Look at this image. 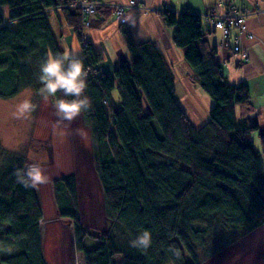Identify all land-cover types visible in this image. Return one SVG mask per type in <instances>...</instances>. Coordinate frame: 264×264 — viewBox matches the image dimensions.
I'll list each match as a JSON object with an SVG mask.
<instances>
[{
    "label": "trees",
    "instance_id": "obj_1",
    "mask_svg": "<svg viewBox=\"0 0 264 264\" xmlns=\"http://www.w3.org/2000/svg\"><path fill=\"white\" fill-rule=\"evenodd\" d=\"M72 1L0 0L1 97L39 89L42 60L50 51L63 53L48 8H64L81 35V12L69 10ZM166 24L177 26L173 42L213 101L199 127L177 102L175 74L155 43L134 46L127 35L135 60L119 64L114 77L96 69L103 56L91 46L79 57L87 73L84 95L91 100L80 115L90 130L108 223L99 244L86 246L90 236L81 221L76 177L55 178L52 192L56 212L74 222L84 264H200L194 247L210 236L229 241L235 232L247 234L264 224V164L255 146L258 133L264 152V132L255 101L246 86L225 76L200 19L190 12L167 13ZM116 90L121 106L114 102ZM28 149L25 156L0 142V264H49L37 187L17 183L16 171L25 168L27 158L44 163L51 154L39 139ZM144 231L151 233L150 247H133L131 241Z\"/></svg>",
    "mask_w": 264,
    "mask_h": 264
},
{
    "label": "rangeland",
    "instance_id": "obj_2",
    "mask_svg": "<svg viewBox=\"0 0 264 264\" xmlns=\"http://www.w3.org/2000/svg\"><path fill=\"white\" fill-rule=\"evenodd\" d=\"M74 1L76 0L72 2ZM70 7L72 6L69 4L68 8ZM59 8L61 9V7ZM104 8L110 10L120 20L113 8L108 9L101 6L98 12ZM50 10L53 9L48 8V11ZM2 11L8 17V6L3 7ZM13 24L15 23L13 22ZM77 39L80 41L81 49L85 52V43L88 38H85V33L82 30L81 35L77 33ZM178 68H180L181 78H183L186 85V87L179 89V92L192 95L189 98L191 101L186 102V107L197 111V115H195L197 118H201L203 114H206L210 100L202 95L201 92L206 93L203 88H194L193 85L191 87L187 86L190 81L185 75V68L182 65H179ZM188 84L190 85V83ZM38 90L37 87L30 86L20 89L16 95L9 98L0 96V142L8 150H13L25 156L29 152L28 148L33 139H39L47 143L51 154L50 160L38 163L26 157L27 162L25 165V168L27 165L32 164L40 166L48 178L46 183L36 186L44 213L40 224L44 234L43 243L47 249L45 252L46 261L49 264H84L83 254L78 253L75 244L74 222L70 218L60 217L56 212L52 199V183L58 177H66V175L76 177L81 221L90 236L86 240V246L91 249V247L99 244L102 234L108 229V223L105 216L102 190L93 168L92 147L87 142L88 126L84 124L82 115L71 122L58 119L52 104L41 105L43 98ZM29 96L32 103L36 105L35 111L28 119L14 118L12 113L15 111L16 105ZM115 97L120 102V94L117 90ZM49 124L50 129L48 132ZM61 135L64 140L59 137ZM56 136L61 138L62 141L57 140ZM46 196L47 198L50 197L53 207L50 205L47 207ZM235 234L236 238L229 241L221 238V235L217 241L210 236L207 242L204 241L203 244L196 245L194 249L199 260H201L199 261L200 264H264V224L247 234H238L237 232ZM54 244L57 246L55 247ZM186 260L193 261L188 251L186 252Z\"/></svg>",
    "mask_w": 264,
    "mask_h": 264
},
{
    "label": "crops",
    "instance_id": "obj_3",
    "mask_svg": "<svg viewBox=\"0 0 264 264\" xmlns=\"http://www.w3.org/2000/svg\"><path fill=\"white\" fill-rule=\"evenodd\" d=\"M101 1L110 4H123L129 2L130 0ZM137 1L147 5L151 9L145 12L134 11L129 13L128 20L124 24H122L119 18L115 17L110 10L105 8L91 17L92 23L90 27L84 26L83 18L81 16V29L83 33H85V36L89 39L90 46L103 56V61L96 65V69L99 72H106L114 77L115 68L119 64L125 63V61L133 62L135 60L133 48H131L130 43L128 42L127 35L131 38L134 46L144 44L146 42L155 43L161 48L164 56L168 60L170 68H172V71L175 74L177 102L187 112L189 119L193 121L196 126L199 127L203 125L208 119L209 108L213 105V101L206 93L201 92L204 97L210 100L207 112L206 114H203L201 118H197V111L186 107V102L191 101L189 98H191L192 95H190V93L186 95L185 92H179V89L184 88V86L186 87L184 80L180 75L181 71L180 68H178L179 65H182V67L185 68V75L189 78L190 82L188 83H190V85L187 83V86L191 87V85H193L194 88H202L193 76L192 67H190L186 62L183 49L176 46L173 42V35L177 26H170L166 24L167 13H174L178 16L181 15V13L188 12L195 15L199 14L201 15V31L206 35V40L209 45L217 47V59L223 73L228 77L231 83L247 87L248 96L255 101V113H258L260 131L264 132V0ZM231 2H233L239 9L247 8L251 11H258L257 13L249 16L246 20L248 32H251L252 34L254 33V37L252 39L248 38L246 34H242V36L238 35L239 33L236 29H232L230 39H226L224 34L216 29L213 20L205 17L209 11H224ZM69 10L76 11V9L72 7H70ZM48 20H50V25L54 32L56 41H58L60 51H63V53L66 50L71 51L73 42H75L78 45V55L79 57L82 56L84 51L81 49L80 41L77 39L76 30L73 29L72 23L67 19V11H65L64 8L50 10ZM13 25L15 27L16 23ZM235 35L239 36L241 47L244 49L245 54H247V56H245L246 58L241 52H236L233 47L232 38ZM113 97L115 100L114 102H118L115 94ZM50 104H52L51 100L48 103H45V101L42 100L41 105L47 106ZM49 129L50 124L48 125V132ZM87 136V142L91 145L89 127L87 129ZM56 137L57 140L62 141V135L59 136L61 138L58 136ZM255 139L256 149L261 151V161H263L264 164V152H262V144L258 133L255 135ZM54 245L55 247L57 246L56 244ZM46 251L47 249L44 245V256ZM45 257L47 258V256ZM115 260L119 262L121 261V257L117 256Z\"/></svg>",
    "mask_w": 264,
    "mask_h": 264
},
{
    "label": "clouds",
    "instance_id": "obj_4",
    "mask_svg": "<svg viewBox=\"0 0 264 264\" xmlns=\"http://www.w3.org/2000/svg\"><path fill=\"white\" fill-rule=\"evenodd\" d=\"M87 73L82 59L78 55V45L73 42L72 50L64 53L48 52L42 60L39 68L38 80L41 84L39 94L48 103L52 101L58 119L71 122L80 113L91 107V100L84 95L87 88ZM57 93L61 96L57 98ZM36 105L30 96L16 105L12 113L16 119H28L35 111ZM17 183L25 188L35 187L47 182L44 170L36 165H27L26 168L16 171ZM152 243L151 233L144 231L131 241V245L137 248L147 249ZM179 256L178 250H172Z\"/></svg>",
    "mask_w": 264,
    "mask_h": 264
},
{
    "label": "built area",
    "instance_id": "obj_5",
    "mask_svg": "<svg viewBox=\"0 0 264 264\" xmlns=\"http://www.w3.org/2000/svg\"><path fill=\"white\" fill-rule=\"evenodd\" d=\"M70 5L72 8H77L79 12H81V16L83 18L84 26H91L92 16L98 12L101 6H105L107 8L112 9L115 14L120 17L121 23L124 24L128 20V13L132 11H149L151 8L145 4L138 2L137 0H130L127 3H119V4H109L103 1L96 0H76L71 2ZM258 11L249 10L247 8L239 9L233 2H231L224 11H209L205 17L207 19H212L213 23H215L216 29L222 31L226 39H230L231 30L236 29L238 31V35L246 34L248 38H253L254 33L248 32L247 29V18ZM196 19H200L201 15H195ZM235 35L232 38L233 47L236 51H240L243 56H247L245 54L244 49L241 47V43L239 42V36ZM87 39V37L85 36ZM89 39L86 41L85 49L90 46ZM246 58V57H245Z\"/></svg>",
    "mask_w": 264,
    "mask_h": 264
},
{
    "label": "bare ground",
    "instance_id": "obj_6",
    "mask_svg": "<svg viewBox=\"0 0 264 264\" xmlns=\"http://www.w3.org/2000/svg\"><path fill=\"white\" fill-rule=\"evenodd\" d=\"M90 42V41H89ZM90 44V43H89ZM46 202H47V207L48 205L52 206V202L50 201V197L47 198L46 196ZM53 207V206H52Z\"/></svg>",
    "mask_w": 264,
    "mask_h": 264
}]
</instances>
